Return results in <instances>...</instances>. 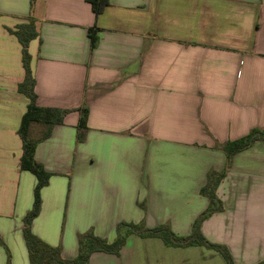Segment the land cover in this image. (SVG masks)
Here are the masks:
<instances>
[{"label":"crops","instance_id":"obj_1","mask_svg":"<svg viewBox=\"0 0 264 264\" xmlns=\"http://www.w3.org/2000/svg\"><path fill=\"white\" fill-rule=\"evenodd\" d=\"M0 0V264H30L23 219L37 177L21 168L19 134L29 99L22 47L9 32L35 19L29 44L36 105L69 110L50 135L33 122L35 160L50 173L33 233L64 259L92 230L112 242L119 223L167 225L179 237L209 206L211 171L227 168L217 145L264 128V0ZM89 30L98 39L91 48ZM89 110L84 141L79 108ZM201 224L234 264L264 260V141L237 153ZM88 264H226L203 246H167L131 234L120 254Z\"/></svg>","mask_w":264,"mask_h":264},{"label":"trees","instance_id":"obj_2","mask_svg":"<svg viewBox=\"0 0 264 264\" xmlns=\"http://www.w3.org/2000/svg\"><path fill=\"white\" fill-rule=\"evenodd\" d=\"M34 2L35 0H31V7H33ZM87 2L91 4L95 16L100 15L109 4L108 0H87ZM35 23V19L30 17L27 23L18 25L15 30L9 29V32L17 37L22 47V63L25 70V78L23 82L19 84L18 90L29 99L28 109L22 118L19 129V134L23 143L21 168L32 172L37 177L33 207L23 219V236L28 250L30 264H88L91 255L96 252L118 256L125 244L126 238L131 234H135L141 238H160L167 246H203L218 252L223 257L226 264H234L232 255L226 246L213 243L203 235L201 224L214 213L224 210L222 201L216 195V189L221 180L226 176L233 157L237 153L250 148L257 141H264V128L252 129L247 135L240 139L217 145L227 156V168L220 172L211 171L207 175V182L200 192L201 195L209 200V206L194 221L189 236H176L167 225L149 229L143 223L122 222L117 225L116 238L112 242L96 236L92 230L79 235L78 255L73 260H67L63 258L61 250L58 247L48 245L33 233L32 223L38 216L41 207L40 192L41 189L48 184L51 175L35 160L37 142L29 139V126L33 122L46 124L48 130L43 136V139H45L50 135L53 126L62 123L64 116L69 113V110L40 108L36 105L35 79L31 69V54L29 52L30 42L39 37ZM89 35L91 38V48L94 49L97 46L98 39L92 30H89ZM78 111L80 117L77 125V139L81 142L84 141L86 137L89 110L86 106H83L79 108ZM0 244H3L1 239ZM8 264H10L9 256ZM257 264H264V260Z\"/></svg>","mask_w":264,"mask_h":264},{"label":"rangeland","instance_id":"obj_3","mask_svg":"<svg viewBox=\"0 0 264 264\" xmlns=\"http://www.w3.org/2000/svg\"><path fill=\"white\" fill-rule=\"evenodd\" d=\"M149 229H152V228H149Z\"/></svg>","mask_w":264,"mask_h":264}]
</instances>
